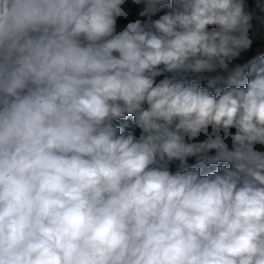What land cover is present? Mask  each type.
Masks as SVG:
<instances>
[{
  "label": "clouds",
  "instance_id": "clouds-1",
  "mask_svg": "<svg viewBox=\"0 0 264 264\" xmlns=\"http://www.w3.org/2000/svg\"><path fill=\"white\" fill-rule=\"evenodd\" d=\"M252 19L0 0V264H264V56L230 69Z\"/></svg>",
  "mask_w": 264,
  "mask_h": 264
},
{
  "label": "trees",
  "instance_id": "trees-1",
  "mask_svg": "<svg viewBox=\"0 0 264 264\" xmlns=\"http://www.w3.org/2000/svg\"><path fill=\"white\" fill-rule=\"evenodd\" d=\"M260 3L264 5V0H260ZM244 5H245V11L250 13L253 17L251 21L252 27L254 30H257L258 36L256 39L253 40L250 48L241 51L240 55L235 60L232 61L230 65V69L234 68L236 64L243 65L252 59H255L259 56H264V11H262L261 8L257 6V0H244ZM138 7L139 6H132L130 4L125 5V8L132 9V11L130 13L128 20L120 19L118 21V26L120 28L124 27L128 22H134L136 19H142V20L146 19V18H141L136 14ZM165 11H167V8L161 9L160 13H158L155 17H153V19L158 18V16L160 14H163V12ZM221 75L224 76V80L217 85L218 87H224L227 85L228 73H221ZM202 85L207 86V82L202 81ZM118 126L124 128L125 130L130 129L132 127L131 118H129L127 121L118 122ZM257 148L258 150H264V149H260L259 146H257ZM211 154L214 153H210V155ZM197 163L198 161L196 158H191L189 160L190 165H195ZM215 168L216 166H211L210 168L205 169V171L206 172L214 171ZM171 170L173 172L178 170L176 163L171 165Z\"/></svg>",
  "mask_w": 264,
  "mask_h": 264
}]
</instances>
